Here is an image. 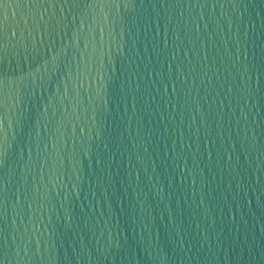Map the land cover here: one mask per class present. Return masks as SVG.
I'll list each match as a JSON object with an SVG mask.
<instances>
[{
	"label": "water",
	"instance_id": "water-1",
	"mask_svg": "<svg viewBox=\"0 0 264 264\" xmlns=\"http://www.w3.org/2000/svg\"><path fill=\"white\" fill-rule=\"evenodd\" d=\"M0 264H264V0H0Z\"/></svg>",
	"mask_w": 264,
	"mask_h": 264
}]
</instances>
